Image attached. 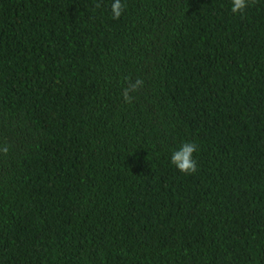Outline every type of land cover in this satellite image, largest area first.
Masks as SVG:
<instances>
[{
    "label": "trees",
    "instance_id": "trees-1",
    "mask_svg": "<svg viewBox=\"0 0 264 264\" xmlns=\"http://www.w3.org/2000/svg\"><path fill=\"white\" fill-rule=\"evenodd\" d=\"M113 2L0 0V264H264V0Z\"/></svg>",
    "mask_w": 264,
    "mask_h": 264
},
{
    "label": "clouds",
    "instance_id": "clouds-1",
    "mask_svg": "<svg viewBox=\"0 0 264 264\" xmlns=\"http://www.w3.org/2000/svg\"><path fill=\"white\" fill-rule=\"evenodd\" d=\"M252 0H232L231 11L233 13H242L250 5ZM99 5H97L98 7ZM124 10V5L121 0H114L111 5V12L113 19H118L122 15ZM143 81L137 79L135 83L129 85L123 91V97L126 102H131L132 97L129 95L130 92H135L138 90L139 86H142ZM197 144L194 142H184L178 150H174L171 155V163L174 164L177 169L184 174H193L197 171V162L193 158V153L197 151ZM0 151L7 153L8 147L5 146L0 148Z\"/></svg>",
    "mask_w": 264,
    "mask_h": 264
}]
</instances>
